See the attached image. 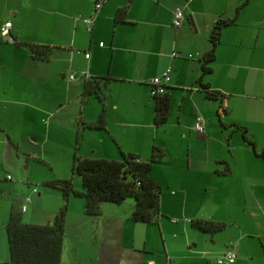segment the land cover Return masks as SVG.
<instances>
[{"label": "crops", "instance_id": "1", "mask_svg": "<svg viewBox=\"0 0 264 264\" xmlns=\"http://www.w3.org/2000/svg\"><path fill=\"white\" fill-rule=\"evenodd\" d=\"M242 1L50 0V3L42 7L36 5V8L55 15L56 20L47 25L49 31L42 30V38L30 39L20 25L24 10L21 3L0 0V17L4 16L0 25L10 21L9 29L17 42L52 45L51 55L56 59L61 79L70 84L79 78L81 96L87 79L109 78L99 92L101 99L95 95L86 96V101L93 98L95 102L92 112H83L76 122L75 127L79 129L77 135H81L76 141L78 150L84 146L83 150L77 151L79 153H73L72 160L76 154L118 159L121 150L133 152L141 160H146L154 145L164 147L160 136L165 138L169 144L167 159L173 164V169L166 175V183L167 186L175 185L178 193L171 188L168 191L170 202H166L163 196L166 186L158 182L162 187L160 208L165 214H171L172 208H182L179 217L183 216L187 229L193 227V219H212L207 218L209 216L200 208L187 213L186 207L195 208L205 191L209 190L211 195V192L225 193L229 208L233 210L229 223L232 232L223 240L218 232L210 233L193 227L196 230L191 232V238L196 242L189 246L198 247L191 249L194 264H218L217 256L229 247L236 250V259L222 264H264V159L247 145L241 130L228 125L246 127L256 144L264 147V0H248L237 13L235 22L222 28L220 43L210 63L211 69L201 75V56L210 48L209 27L219 17L233 16L236 6ZM97 2H101L99 8L95 6ZM125 4L127 12L124 21H115L116 9ZM175 4H181L185 11L179 26L172 23ZM73 11L77 12V16L71 13ZM90 16L94 19L89 24L84 18ZM12 19L16 21V26ZM185 20L187 22L183 23ZM172 50H178L180 55L172 56ZM15 52H26L31 61L40 60L25 46L0 34L1 68L4 67L5 57ZM85 52H89L88 57ZM167 67H170V78L165 91L170 95L169 114L165 123L156 125L150 79L160 75ZM70 73L74 74L72 79ZM203 83L226 94V112L222 121L228 126L218 121L216 109L219 103L205 96ZM3 88L0 102L4 103V108L10 103L25 106L23 100L11 97L15 95L12 90ZM102 113L105 118L103 127L84 126ZM198 116L204 120L201 132L193 127ZM3 128L0 124V130L4 131ZM0 141L9 142L11 137L6 133ZM180 159L183 163L176 168ZM177 171L186 172L191 177L188 186L184 184L185 173H175ZM151 176L157 181L152 173ZM258 181L260 188L257 187ZM236 193L242 194V200L238 201L233 196ZM115 205L121 209L120 203ZM133 207L128 213L123 208L126 217H117L116 226L127 223ZM116 209L109 206L106 210L110 213L103 209V215L106 212L114 214ZM136 223L154 225L155 222ZM135 236H128L123 229L122 232L106 235V238L115 240V246L121 250L135 251ZM141 240V251L146 250L147 237ZM149 250L155 252L152 248ZM163 250L158 253L159 259L154 258V264H167L168 260L175 264L167 248ZM8 259L9 249L0 264H8Z\"/></svg>", "mask_w": 264, "mask_h": 264}, {"label": "rangeland", "instance_id": "2", "mask_svg": "<svg viewBox=\"0 0 264 264\" xmlns=\"http://www.w3.org/2000/svg\"><path fill=\"white\" fill-rule=\"evenodd\" d=\"M13 1L20 2L24 9L20 20L22 32L30 39L42 38V30L49 31L47 25L55 21L56 17L37 10L36 5L42 7L43 4L50 3V0ZM175 5L182 8L181 4ZM183 12L185 15L184 9ZM71 13L77 16L76 11ZM3 19L4 16H1L0 23ZM186 22L185 20L183 23ZM14 25H17L16 21ZM51 57L52 55H49L47 58L31 61L26 52H15L8 54L4 59V67H0V95L3 93V87H7L15 93L11 97L19 98L25 103V106L22 103H10L4 108V103L0 102V124L5 127V132L0 130V138H4L6 133L11 137L9 142L0 141V260L5 259L8 254L5 224L12 203L19 205L29 197L30 201L22 211L23 220L45 223L52 221L56 211L64 203L60 190L47 185V180L70 177L75 189L80 190L82 187L80 175L72 171V155L83 150L84 146L78 150L76 141L81 135H77L79 129L75 125L83 112H92V104L95 101L93 98L86 101L87 97L80 95L79 78L70 84L61 79L56 59ZM109 111L112 112L111 109ZM173 111L176 113V106ZM160 142L164 143V147L158 146L164 155L161 160L153 163L151 173L157 178V182L166 186L163 196L166 202H170L168 191L172 188L178 193V188L175 185L167 186L166 175L173 169V164L167 159V140L160 136ZM182 163L183 159H180L176 168L181 167ZM175 173H185L184 184L189 185L191 177L187 176L186 172ZM33 187L37 192L32 191ZM257 187H261L259 181ZM205 193L203 198H199L195 208L186 207L185 211L193 213L195 209L200 208V211L209 216L207 218L223 222L224 228L217 232L225 240L232 232L229 223L233 210L229 208L228 198L225 193L211 192V195L209 190ZM161 195L162 193L160 202ZM233 196L237 197L238 201L240 198L242 200L241 193ZM70 198L66 202L62 264H154V258L159 259V251L163 252L165 248L175 264H194L191 249L196 250L198 247L189 245L196 242L191 238V232L196 229H187L183 216L179 217L182 208H172L171 214L163 213L160 208L161 215L154 225H138L129 217L124 226H116L117 217H126L123 208L125 207L128 213L134 206L133 197L123 199L120 203L121 209L113 202H103L104 211L109 212L106 210L109 206L117 209L112 215L110 212L103 215L102 203L101 214L97 217L84 212L83 196L71 194ZM123 229L128 236L136 235L134 243L137 250H121L115 246V240L106 238V235L122 232ZM145 236L148 248L141 251L142 246H139V243ZM150 248L155 252L149 250Z\"/></svg>", "mask_w": 264, "mask_h": 264}, {"label": "trees", "instance_id": "3", "mask_svg": "<svg viewBox=\"0 0 264 264\" xmlns=\"http://www.w3.org/2000/svg\"><path fill=\"white\" fill-rule=\"evenodd\" d=\"M248 2L243 0L236 6L233 16L219 17L209 27L208 40L210 48L201 56V75L209 72L210 63L214 60L215 49L220 43L221 30L224 26L235 22L237 13ZM127 12V4L120 6L115 11V21H124ZM1 26V25H0ZM9 34L12 36L11 32ZM13 37L14 42L29 49L34 57L47 58L52 54L54 47L49 44L31 41H20ZM201 78V77H199ZM108 76L89 78L83 85V97L95 95L101 99L99 94L101 88L107 84ZM205 96L217 100L219 105L216 116L220 124L224 126H235L241 130L242 137L254 153L264 159V147H259L246 127L238 124L225 125L222 116L226 112L224 104L226 94L210 88L207 83L201 84ZM164 85L162 94H152L154 99V123L163 124L168 119L170 107V95ZM105 125L103 113L99 117L84 126L100 128ZM120 158H95L74 155L72 160V171L81 177L82 189L73 187L70 177L47 180V185L60 190L64 203L56 211L52 221L45 223L28 222L22 218V211L17 203H13L8 219L5 224L9 259L8 264H62V248L65 234V218L67 200L71 194L81 195L84 198V212L92 216L101 214L103 202L121 203L128 196L134 198V207L130 218L136 221L157 222L160 211V194L162 187L151 176L154 162L162 159L164 153L160 147H152L149 159L141 160L133 152L120 151ZM191 225L199 230L214 233L224 228L223 222L197 218L191 220Z\"/></svg>", "mask_w": 264, "mask_h": 264}, {"label": "built area", "instance_id": "4", "mask_svg": "<svg viewBox=\"0 0 264 264\" xmlns=\"http://www.w3.org/2000/svg\"><path fill=\"white\" fill-rule=\"evenodd\" d=\"M97 8L101 6V2H97L95 5ZM173 20L172 23L174 26H179L182 21L184 20V12L181 7L176 6L173 11ZM93 16H90L88 18H84V21L86 23H92L93 22ZM10 21H5L0 26V34L2 36H6L9 41H13V37L9 34L10 32ZM102 44V42L100 43ZM172 56H179L180 52L178 50H172L171 52ZM85 56H89V52H85ZM170 68L167 67L160 75L154 76L150 79V82L152 84L151 93L152 94H162L164 92V85L169 80L170 75ZM69 77L72 79L74 77L73 73L69 74ZM193 127L197 131H203L204 130V120L202 116H198L196 120L193 123ZM33 191H36V188H33ZM30 201L29 197H26L23 202L19 205L20 211H24L26 209V203ZM237 253L236 250L233 247L226 248L219 256H217L216 261L218 264H222L224 262H233L236 259ZM167 264H173L169 260L167 261Z\"/></svg>", "mask_w": 264, "mask_h": 264}]
</instances>
